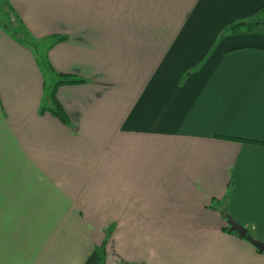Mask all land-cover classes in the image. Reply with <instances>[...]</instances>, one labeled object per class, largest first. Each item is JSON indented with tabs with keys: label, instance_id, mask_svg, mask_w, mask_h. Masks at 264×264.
Instances as JSON below:
<instances>
[{
	"label": "crops",
	"instance_id": "1",
	"mask_svg": "<svg viewBox=\"0 0 264 264\" xmlns=\"http://www.w3.org/2000/svg\"><path fill=\"white\" fill-rule=\"evenodd\" d=\"M5 1L0 264H264V0Z\"/></svg>",
	"mask_w": 264,
	"mask_h": 264
},
{
	"label": "trees",
	"instance_id": "2",
	"mask_svg": "<svg viewBox=\"0 0 264 264\" xmlns=\"http://www.w3.org/2000/svg\"><path fill=\"white\" fill-rule=\"evenodd\" d=\"M1 3L7 9L5 13L7 14L8 19H7V22L3 23V26L5 27L6 31L18 42L24 45H28L31 48H33V50H35L37 44L30 37L28 32L24 29L22 23L20 22V20H18L13 10L9 7V5L7 4L5 0H1ZM255 28H264V9H259L257 13L255 14L254 19L233 23L230 29L233 33H237L241 30L252 31ZM50 39H56V38L51 37ZM62 39H63L62 37H58L56 41H61ZM39 64H40L41 69L44 71V73L55 74L57 78V81L54 83V85L52 86L47 96L48 110L62 124L69 125L68 117L63 111L58 101L56 100L55 92L61 86L77 85V84L83 83L84 81L81 79L75 78L74 76L56 74L55 72H53L50 65L43 62L42 58ZM42 111L43 110L41 109V112ZM230 140H237L238 142H241V143L243 142V143L252 144V145L264 146V143L250 141V140H238V139H230ZM245 228H247L248 234H250V228L248 227H245ZM223 230L230 234H235L229 231V227L227 225L223 227ZM103 257H104L103 249L102 248L97 249L93 251V253L89 256V258L86 260L84 264H103Z\"/></svg>",
	"mask_w": 264,
	"mask_h": 264
},
{
	"label": "water",
	"instance_id": "3",
	"mask_svg": "<svg viewBox=\"0 0 264 264\" xmlns=\"http://www.w3.org/2000/svg\"><path fill=\"white\" fill-rule=\"evenodd\" d=\"M224 217L230 232L235 233L241 239H245L247 242L252 244L259 252H262L264 250V244L248 234L247 228L235 222L227 214H225Z\"/></svg>",
	"mask_w": 264,
	"mask_h": 264
},
{
	"label": "rangeland",
	"instance_id": "4",
	"mask_svg": "<svg viewBox=\"0 0 264 264\" xmlns=\"http://www.w3.org/2000/svg\"><path fill=\"white\" fill-rule=\"evenodd\" d=\"M7 11V9L5 8V6H3V4L1 3L0 0V28L7 32L5 27L3 26L4 22H7V14L5 13ZM8 33V32H7ZM9 34V33H8ZM16 40V39H15ZM17 41V40H16ZM18 42V41H17ZM20 43V42H19ZM36 43V42H35ZM45 81H46V89H45V95L49 93V91L51 90L52 86H53V77L51 76V74L46 73L45 75Z\"/></svg>",
	"mask_w": 264,
	"mask_h": 264
}]
</instances>
